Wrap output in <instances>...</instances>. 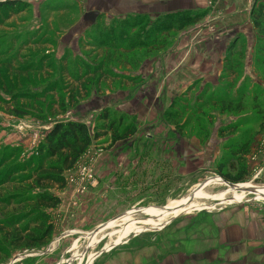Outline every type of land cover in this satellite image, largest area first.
<instances>
[{"label": "rangeland", "instance_id": "374dc122", "mask_svg": "<svg viewBox=\"0 0 264 264\" xmlns=\"http://www.w3.org/2000/svg\"><path fill=\"white\" fill-rule=\"evenodd\" d=\"M14 1L12 12L0 11V162H6L0 178L17 177V186L2 196L28 189L25 178L56 123L93 129L109 110L123 118L121 129L133 125L136 134L93 143L75 165L92 168L94 185L87 183L79 195L67 185L51 191L63 198L71 192V216L61 217L60 202L49 211V242L21 250L2 243L0 264H141L140 257H160L149 264L168 257L264 264V23L255 27L249 18L229 24L223 6L228 0L174 12L155 2L117 15L109 2ZM181 14L191 19L180 20L185 23L179 30ZM163 22L169 26L159 33ZM153 34H160L156 48L143 46ZM175 46L181 47V62L207 68L191 78L183 66L175 69ZM97 66L98 74L89 75ZM126 98L132 101L128 108L122 105ZM226 127L232 131L221 133ZM244 143L248 150L240 155ZM229 163L243 165L246 173L232 187L217 171ZM226 167L222 172L234 177ZM198 189L200 195L180 204L179 212L169 209L160 218L142 213L176 205ZM126 213L135 215L107 227Z\"/></svg>", "mask_w": 264, "mask_h": 264}, {"label": "trees", "instance_id": "16d2710c", "mask_svg": "<svg viewBox=\"0 0 264 264\" xmlns=\"http://www.w3.org/2000/svg\"><path fill=\"white\" fill-rule=\"evenodd\" d=\"M14 3V0L0 2V11L5 14L6 11L12 12L15 6L18 5ZM253 3L251 19L254 26L259 27L260 23H264V0H253ZM255 6L257 7L255 8ZM180 16L179 30L183 28L185 21L190 22L191 19L185 14ZM168 18H172L173 21L175 19V17ZM182 19L185 21H180ZM168 26L166 27L163 22L159 33H164ZM159 35L153 34L151 38H145L142 45L147 48H156ZM100 70L101 66H97L89 75H96ZM89 75L85 73L76 82L81 83ZM260 107L262 108L260 112L262 116L260 130L264 131V101ZM112 115L114 113L104 110L97 119L98 122H102L101 126L93 129H90L88 125L82 122L56 123L44 136L43 142L37 151L39 162L25 178L27 180L25 183H30L26 190L27 192L19 193V190H12L9 191L7 197L2 196L10 186H17L14 183L17 177L13 176L11 178L10 175V177L5 175L0 178V205L4 206L2 213L4 217L0 219V232L2 233L0 246L4 243L15 250L34 249L43 247L49 242L53 232V223L49 211L56 209L61 202L60 197L51 191L62 190L66 187L64 173L71 169L82 154L97 140L109 135L111 142L116 143L130 139L136 134V129L133 125H127L121 129L123 118L116 120ZM231 128L234 129V127ZM229 131H232L229 127L221 129V133ZM238 149L240 155H245L248 150L247 143L241 144ZM5 164L6 162L1 159L0 169ZM225 167L226 165L220 164L217 167V171L226 183L238 184L245 180L246 173L243 165L241 169H237L234 163L227 165L228 171L235 173L234 177L222 172ZM18 170L17 167L10 171L15 172ZM6 214L7 216L5 217Z\"/></svg>", "mask_w": 264, "mask_h": 264}, {"label": "crops", "instance_id": "0c3cea01", "mask_svg": "<svg viewBox=\"0 0 264 264\" xmlns=\"http://www.w3.org/2000/svg\"><path fill=\"white\" fill-rule=\"evenodd\" d=\"M99 2L98 4H101V2L107 3L109 2V5L112 6V14H119L122 11H128L129 9L135 8V9H139V8H143L150 6V4H155V6L157 7H161L162 10L161 11H168V12H174L180 9V11H188V10H194L196 8H204L205 5V0H183L184 2L181 3L182 0H93V2ZM92 2V3H93ZM129 2V3H127ZM127 3V4H126ZM152 5V6H153ZM252 5H253V0H228L226 1L223 6H225V10H224V15L225 18L224 20H226L229 24H234L236 22H243L245 20H247V22L249 21V18H251V9H252ZM250 11V13L248 12ZM96 14H99L100 11L96 10L93 11ZM129 12V11H128ZM91 14V13H90ZM237 26V25H234ZM181 47L175 46V48H173L172 50L174 58H172L174 60V64H176L175 66H173L175 69L176 68H181V66L184 67V70H186V75L189 76V78L193 77L194 75L199 74V72L202 69H206L207 65L205 63H190V61L185 62V60H183L181 62V58L178 57V54H181L180 51ZM185 59V58H184ZM169 59L167 61V65H168ZM171 64L173 65V61L171 62ZM159 67V65H158ZM193 68V69H192ZM143 97V95H142ZM125 105V108H128L130 106H132V101H130V98H126L125 99V103H122V105ZM121 110V109H120ZM67 194H65V197H60L61 202H65L64 204H62L63 210L61 214V217L65 220L67 217L71 216V213L68 211L69 206V200H70V194L71 192H66ZM61 196V195H60ZM65 205V207H64ZM58 209L55 210V212ZM205 258V259H204ZM204 259V260H203ZM160 257H140V261L141 264H149L150 262H154V261H159ZM212 259L210 257H168L166 260H162L164 262V264H183L184 262H189L191 264H199L200 261H204V262H208L211 261ZM184 263V264H185ZM222 264V263H221ZM224 264H228V260L227 257L225 259V263Z\"/></svg>", "mask_w": 264, "mask_h": 264}, {"label": "built area", "instance_id": "2783aa9c", "mask_svg": "<svg viewBox=\"0 0 264 264\" xmlns=\"http://www.w3.org/2000/svg\"><path fill=\"white\" fill-rule=\"evenodd\" d=\"M78 166V167H77ZM73 166L65 175L66 185L75 188L74 195H79L84 193L89 189L87 183L90 185H94V180L92 176V172L89 170V166L87 165H78ZM77 167V168H76Z\"/></svg>", "mask_w": 264, "mask_h": 264}, {"label": "bare ground", "instance_id": "6f19581e", "mask_svg": "<svg viewBox=\"0 0 264 264\" xmlns=\"http://www.w3.org/2000/svg\"><path fill=\"white\" fill-rule=\"evenodd\" d=\"M231 187V186H230ZM201 189V188H200ZM200 189H198V190H196L194 193H192L189 197H187L184 201H181L180 203H178V204H176V205H171V206H167V207H164V208H162V209H145V210H143L142 211V213H146V214H148V215H150V216H152V217H158V218H160V217H162V216H164V215H166L167 214V211L169 210V209H173V210H175V212H179L180 211V207H179V205L180 204H183L184 202H186L189 198H191L192 196V198L190 199V200H192V199H194L195 197V195H200ZM242 189H244L243 187H242ZM174 213V212H173ZM135 214H133V213H126V214H124L123 216H120L118 219H116V220H114V221H112V222H110L109 224H108V228H110V227H113L116 223H118V222H123V223H126V222H129L131 219H132V217L134 216ZM147 216V215H146ZM159 226V225H158ZM138 230V229H137ZM91 236H94V234H92ZM96 242V241H95ZM94 242V239L92 240V243H95Z\"/></svg>", "mask_w": 264, "mask_h": 264}, {"label": "water", "instance_id": "95a60500", "mask_svg": "<svg viewBox=\"0 0 264 264\" xmlns=\"http://www.w3.org/2000/svg\"><path fill=\"white\" fill-rule=\"evenodd\" d=\"M253 4H254V3H253ZM252 6H253V5H252ZM224 183H225L226 185H228V186H231V187L233 186V184H229V183H226V182H224ZM102 253H103V252H102ZM102 253H101V254H102ZM101 254H100V255H101ZM98 256H99V255H98Z\"/></svg>", "mask_w": 264, "mask_h": 264}]
</instances>
